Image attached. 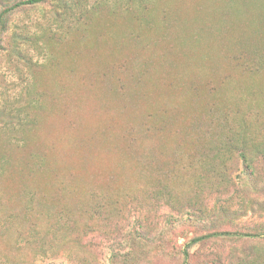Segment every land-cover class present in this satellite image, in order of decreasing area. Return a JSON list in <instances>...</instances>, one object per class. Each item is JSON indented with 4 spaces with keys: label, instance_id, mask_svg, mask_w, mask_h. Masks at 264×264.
<instances>
[{
    "label": "rangeland",
    "instance_id": "1",
    "mask_svg": "<svg viewBox=\"0 0 264 264\" xmlns=\"http://www.w3.org/2000/svg\"><path fill=\"white\" fill-rule=\"evenodd\" d=\"M32 223L51 231L44 249L19 236ZM215 230L264 231V0L4 14L0 264H182ZM188 251L186 264H264V235Z\"/></svg>",
    "mask_w": 264,
    "mask_h": 264
},
{
    "label": "trees",
    "instance_id": "2",
    "mask_svg": "<svg viewBox=\"0 0 264 264\" xmlns=\"http://www.w3.org/2000/svg\"><path fill=\"white\" fill-rule=\"evenodd\" d=\"M43 0H20L18 2H16L15 4L9 6L8 8H5L1 13H0V26H1V22H2V19H3V16L4 14L10 12L11 10L15 9L16 7L18 6H21L23 4H26V3H37V2H41ZM232 140L233 141H239V137L238 136H234L232 137ZM241 141V140H240ZM225 146L226 145H229V139L227 142L223 141ZM242 143V141H241ZM237 147H240V143H234ZM242 152H241V156L242 158L244 159L245 163L248 165V166H253L254 165V161L256 160V152L253 151L251 156H249L248 154V148L246 144H242ZM241 148V147H240ZM255 156V157H253ZM168 188V187H167ZM169 190V189H168ZM163 193V192H162ZM164 194V193H163ZM172 200L174 199V195H172ZM170 198V197H169ZM30 213H31V207L30 206H27L24 210V217L27 218L30 216ZM67 219V216L66 214H61L59 217H58V220H57V224L58 226L56 227L57 230L58 228H66L65 226V223H63V221H65ZM12 216H9L6 220V224H7V227H9L11 224H12ZM51 232V231H47L45 235H41V231L40 229H38V226L34 223H32L29 228L27 229L26 232H24L23 230L19 231V236L21 238V240H25L26 236H28L29 238H34L36 239H40V238H43V237H46V235ZM264 235V231L262 232H240V231H227V230H215V231H212V232H207L203 235H198V236H194L192 237L185 245V248L183 250V261H182V264H186L187 260H188V256H189V251H188V248L196 243H200L202 241H208V240H211V239H215V238H225V237H237V238H258V237H262ZM39 242H37L40 247L42 249H44V244L46 242V238H43V240H38ZM47 243V242H46ZM246 264H251V263H246Z\"/></svg>",
    "mask_w": 264,
    "mask_h": 264
}]
</instances>
